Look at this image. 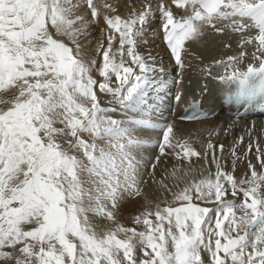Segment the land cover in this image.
<instances>
[{"label": "snow or ice", "instance_id": "1", "mask_svg": "<svg viewBox=\"0 0 264 264\" xmlns=\"http://www.w3.org/2000/svg\"><path fill=\"white\" fill-rule=\"evenodd\" d=\"M154 11L181 69L186 41L205 29L236 34V54L215 61L217 82L235 85L231 95L244 107L237 117L264 100V0H160L156 9L145 0L126 19L102 15L94 0H0V264H264V149L255 145L256 162L237 178L211 141L200 152L173 143L172 125L142 118L154 68L137 49ZM101 19L119 33V48L109 34L86 60L81 37ZM138 128L160 134L149 159ZM231 156L234 171L235 147ZM173 157L171 177L184 186L161 182L172 199L149 202L133 218L140 230L119 223L120 204L143 196L145 169L155 177ZM193 157L215 171L177 176L185 161L192 170Z\"/></svg>", "mask_w": 264, "mask_h": 264}, {"label": "bare ground", "instance_id": "2", "mask_svg": "<svg viewBox=\"0 0 264 264\" xmlns=\"http://www.w3.org/2000/svg\"><path fill=\"white\" fill-rule=\"evenodd\" d=\"M163 2L167 3V0H163ZM94 3L100 7L102 15L107 14L110 17L119 15L122 19H126L134 12H139L142 10L145 0H94ZM105 3L113 5L116 11L113 12L104 9L103 4ZM158 3L153 6V9L157 8ZM128 4H133V12L129 9ZM172 10L176 14L182 13V10H177L174 6ZM88 12L89 10H84L80 11L78 14L87 17L89 15ZM125 12H127V14H125ZM160 27L161 18L159 12L154 11L152 20L146 27L144 43H142L137 49L147 59V62L154 68V71L150 75L151 84L148 86L147 104L145 106V111L142 118L150 119L152 122L161 125H172L175 133V139L173 140V143H182L187 141L197 151L203 152V146L211 141V143L217 146V155L222 157V164L225 170L233 172L237 178H242L246 173H248V160H251L253 163L256 162V151L247 153L251 156L250 158L245 156L248 144L250 142L253 143V139L251 138L249 131H253L255 127H252L251 124L242 125L238 122L229 123V121L225 120L226 115L224 112H222V105L217 99L218 90L216 87L209 85L208 89L210 95L202 94V101L205 107L214 108V110L221 111V114L212 120L196 123H182L176 121L175 119L169 121L160 120L159 116L151 113L153 100H151L149 97L160 87L166 85L165 73H169L172 76L175 75V70L168 64V61L165 57V48L161 39L159 38ZM102 29H105L106 31L102 32ZM225 33L229 32L226 31ZM109 34L115 36V39L113 40V51H115L119 48V33L115 32L114 29H108L107 24L102 19L99 26H88L85 35L81 37V44L84 48L86 60L96 58V48L100 42H103L104 46L107 47V36ZM238 40L239 37L237 35L232 36L230 33L224 35L211 34L205 29L201 36L195 40L188 41V46L190 48L189 52L191 54L188 56L187 64L190 65V70L185 71L181 78L186 82L190 81L191 87L186 88L185 98L183 101L189 97H196L198 91H204V88L200 87L202 81L200 80L197 82L195 80V78L199 76L198 70L204 66L205 63L209 65L210 62L216 61L220 57L226 59L228 55L236 54ZM226 45H231V48L226 47ZM117 59H119V56H117ZM92 75L98 79H102L98 77V73L95 71H93ZM168 86L172 88L174 84L172 82H168ZM101 96L103 97V94H101ZM107 99L109 98H104L105 104L107 103ZM116 118L120 119L121 117L119 114H116ZM222 129H228L227 134H225ZM257 130L264 131V127L261 126ZM209 133H212V135H209ZM217 133L219 134L217 135ZM135 135L139 139L150 141L147 150L143 152V156L145 159L151 158L153 153L156 151L151 147V143H154L157 139H159L160 134L157 131H153L151 129L138 128ZM239 137L244 138L242 144L237 143ZM220 144L224 145V151L222 154L219 151ZM233 147L236 148L237 155L240 157L239 160L235 161L234 171L233 157L231 156V150ZM175 151L180 152L181 149L177 147ZM192 162L191 171L187 167L188 162L185 161L183 167L177 171V176H183L185 171H189V179L193 177L199 179L201 174L207 175L209 171H215V165L211 164L210 159L209 161H205L202 158L193 157ZM174 167H176V159L173 157L169 160H166L163 164H160L157 167L155 171V177L148 174L152 171L151 168L145 169V175L142 178L144 181L142 184L143 196L126 199L120 204V207L117 210L124 209V211H134V214L140 213L141 209L144 208V203H146L145 200H148L149 198V202H151L150 206H155L157 203H161V206H163V193H166L167 195L169 194V197H165L170 200L172 199V192L162 190V188L159 186L161 182L167 183L169 187L172 188V191H178L179 188L184 186V182L181 180L179 182V186L177 187L175 178L171 177ZM151 191L154 193L153 196L151 195L153 194ZM149 192H151V194H149ZM229 198L231 197L229 196ZM149 202L146 204V206H149Z\"/></svg>", "mask_w": 264, "mask_h": 264}, {"label": "rangeland", "instance_id": "3", "mask_svg": "<svg viewBox=\"0 0 264 264\" xmlns=\"http://www.w3.org/2000/svg\"><path fill=\"white\" fill-rule=\"evenodd\" d=\"M127 11H128V10H127ZM132 12H133V11H132ZM125 14H127V12H125ZM144 192H145V190H144ZM151 192H152V191H151ZM151 192H149V194H151ZM152 193H153V192H152ZM151 195L153 196L154 193L151 194ZM165 196L169 197V194L167 195L166 193H163V198H164V199H167ZM163 198H162V199H163ZM164 199H163V200H164ZM149 201H150V198H149L148 200H145L146 203H144V208H145L146 204H148ZM151 207H154V205H152ZM144 208L141 209V211H143ZM138 214H139V213L134 214V211H127V210L124 211V209H123V210H117V211H116V219H117V221H118L119 223L123 224V225L126 226V227H137L138 230H140L141 226H136V225L133 224V218H134L135 216H132V215H138ZM109 224H110V222L104 221L103 224H102L101 226L103 227V226H105V225H109Z\"/></svg>", "mask_w": 264, "mask_h": 264}]
</instances>
